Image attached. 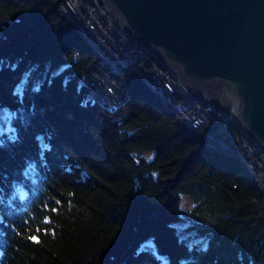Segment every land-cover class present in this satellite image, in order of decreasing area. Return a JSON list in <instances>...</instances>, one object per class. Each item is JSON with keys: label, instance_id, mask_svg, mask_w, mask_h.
Masks as SVG:
<instances>
[{"label": "trees", "instance_id": "16d2710c", "mask_svg": "<svg viewBox=\"0 0 264 264\" xmlns=\"http://www.w3.org/2000/svg\"><path fill=\"white\" fill-rule=\"evenodd\" d=\"M62 1L0 0V264H264L244 166L179 124L140 63L120 73L123 110L94 101L103 63Z\"/></svg>", "mask_w": 264, "mask_h": 264}, {"label": "water", "instance_id": "95a60500", "mask_svg": "<svg viewBox=\"0 0 264 264\" xmlns=\"http://www.w3.org/2000/svg\"><path fill=\"white\" fill-rule=\"evenodd\" d=\"M119 27L264 149V0H102Z\"/></svg>", "mask_w": 264, "mask_h": 264}, {"label": "built area", "instance_id": "2783aa9c", "mask_svg": "<svg viewBox=\"0 0 264 264\" xmlns=\"http://www.w3.org/2000/svg\"><path fill=\"white\" fill-rule=\"evenodd\" d=\"M58 8L67 16V23L73 25L77 33L92 40L93 46L99 48L109 58L110 64L122 69V75L125 70L124 59L137 60L142 66L140 79L149 80V83L167 99L177 102L184 108L185 105H194V112H187L186 118H179L181 125L192 130L195 127L192 124V115L203 116L206 143L211 149L227 148L242 154L247 159L249 170H256L264 184V158L256 155L252 145L238 139L227 127V119L231 118L225 112L215 110L211 102L209 108H201L197 104L179 101L178 96H175V84L146 61L139 54V48L132 47V38L122 31L112 17H103L98 0H63ZM89 78L92 99H97L98 103L112 102L114 115L119 109H124L129 97V88L121 87V79L101 75V70L94 64L90 67ZM123 113L126 116L127 113Z\"/></svg>", "mask_w": 264, "mask_h": 264}, {"label": "bare ground", "instance_id": "6f19581e", "mask_svg": "<svg viewBox=\"0 0 264 264\" xmlns=\"http://www.w3.org/2000/svg\"><path fill=\"white\" fill-rule=\"evenodd\" d=\"M98 5H100V11L103 13L104 18H111V16L108 14V11L106 10L105 6L102 3V0H98ZM57 11L60 13V15L64 18V20L67 22V16L63 15V12L58 8ZM79 36L82 38L84 43L87 45V47L98 57V59L103 63L102 65H96L97 68L101 70V75L109 76L112 79H121V87H126L125 83L123 82L120 73L122 72L121 68H116L109 62V58L100 51L99 48L93 46V41L88 40L84 35L78 33ZM132 47L133 48H139V54H141L146 61H148L150 64H152L162 75H164L166 78H168L173 84H175V96H178L179 101H187L190 104H197L201 108H209L210 102L200 101L198 99L193 98L190 96L189 91L187 89H184V86L180 82L179 78L174 72H171L170 69L166 66H163L160 64V62L151 55L147 50L142 48L137 42H135L132 39ZM77 54V53H76ZM141 62V61H140ZM139 63L137 60L134 59H124V68L127 67L129 64H137ZM142 67V66H141ZM142 71V68H141ZM141 82L148 88V90L156 96L159 102H161L164 106L170 107L173 109L174 112H176L178 118H186L187 112H194V105H185V108L181 105H178L177 102L171 101L170 99H167L160 91L155 89V87L152 86L151 83H149V80L146 79H140ZM94 101L98 102L97 99H93ZM101 106H103L109 113H112V102L109 101H99ZM192 124L195 125L192 130H196L199 128H202V139L205 149L208 152H215L222 155H227L236 158L240 161V163L244 166L246 171L248 172L249 176L251 177L252 181L257 186L259 192L264 196V184L261 181L260 174L257 173L256 170H249V166L247 165V159L243 157L242 154L227 149V148H216L211 149V146L206 143V132L204 131V117L200 115H192ZM227 127L233 132V134L240 139L241 141H245L248 144L253 146V151L256 155H259L260 157L264 158V149L261 148L250 136H248L246 133H244L243 130H241L234 122L233 119H227Z\"/></svg>", "mask_w": 264, "mask_h": 264}, {"label": "rangeland", "instance_id": "374dc122", "mask_svg": "<svg viewBox=\"0 0 264 264\" xmlns=\"http://www.w3.org/2000/svg\"><path fill=\"white\" fill-rule=\"evenodd\" d=\"M178 121H179V124L180 123V120L178 118ZM262 197L264 198V196L262 195ZM181 205H182V208H183V219L184 220H189V219H193L194 217L190 214V210H189V207H190V202L188 199L186 198H183L182 201H181Z\"/></svg>", "mask_w": 264, "mask_h": 264}, {"label": "snow or ice", "instance_id": "6c2138e0", "mask_svg": "<svg viewBox=\"0 0 264 264\" xmlns=\"http://www.w3.org/2000/svg\"><path fill=\"white\" fill-rule=\"evenodd\" d=\"M29 239H31V240H32L33 242H35V243H39V240H38V238H37L36 235H32V236H30Z\"/></svg>", "mask_w": 264, "mask_h": 264}, {"label": "clouds", "instance_id": "9594fccd", "mask_svg": "<svg viewBox=\"0 0 264 264\" xmlns=\"http://www.w3.org/2000/svg\"><path fill=\"white\" fill-rule=\"evenodd\" d=\"M152 157H148V159H151Z\"/></svg>", "mask_w": 264, "mask_h": 264}]
</instances>
